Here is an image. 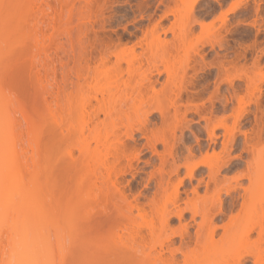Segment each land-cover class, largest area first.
<instances>
[{
    "label": "bare ground",
    "instance_id": "6f19581e",
    "mask_svg": "<svg viewBox=\"0 0 264 264\" xmlns=\"http://www.w3.org/2000/svg\"><path fill=\"white\" fill-rule=\"evenodd\" d=\"M47 1L0 0V264H264V0H153L93 66L81 35L99 0H56L73 59L56 107Z\"/></svg>",
    "mask_w": 264,
    "mask_h": 264
},
{
    "label": "rangeland",
    "instance_id": "374dc122",
    "mask_svg": "<svg viewBox=\"0 0 264 264\" xmlns=\"http://www.w3.org/2000/svg\"><path fill=\"white\" fill-rule=\"evenodd\" d=\"M57 2L56 0H49L48 4H50V7L45 11L49 14V22L45 16V18H41L40 20L43 21V19H45L48 23L46 24V21L44 20V24L46 25H44L42 21H40L39 24L41 26V30L43 31L44 40H46L49 36L52 37V42L49 40L45 41L47 51L41 57L43 60H45L46 67L42 68L41 75L44 82L48 85L45 97L53 107H56L57 105L61 85L67 79L68 71L73 67L72 55L66 54V52L63 51L64 49L61 48V45H58V38L54 37V30H52L53 28L51 29V22L55 23L52 21V19L55 17L58 18L59 16V14L58 16L56 15L58 13L57 11H60L58 7L59 2ZM155 5L156 3H154L153 0H99L97 3H95L91 8V21L85 23L81 35V46L83 47L84 51L83 64L87 63L90 66H93L95 65L98 55L103 53L106 49L113 48L119 44L128 43L129 41H134V35L136 34L134 26H137V23L141 25L147 23L145 18L140 19V12L143 10L153 11ZM40 14L42 15V13ZM53 15H55V17H53ZM51 17L53 18L51 19ZM263 17L264 16H262V18ZM54 20L56 23L58 22L56 18ZM263 21L264 18L262 22ZM47 26L49 28H47ZM249 28L250 27H245L244 29L246 30H243V33L248 31L246 33L248 35H245L251 38L253 30L252 28ZM51 33L53 35H50ZM258 36H261L258 38H262V33L258 34ZM91 54H95L96 57L91 58ZM261 59L264 60V53L262 54ZM230 152L232 157L231 162L237 163H231L228 168L229 170L225 172L227 177H231L235 170L240 168V166L243 164L242 159H239L236 155H234L239 153L235 147H232ZM142 153L143 154L140 155V160H143L150 155L149 151L146 149H143ZM241 156L244 157V153L241 154ZM140 163L141 162H139V164ZM139 174L140 173L135 172L134 178H131L129 173H125L122 177H120V181L122 182L121 186L125 189L129 200L138 197V191L144 187V185L140 183ZM192 181L194 182V180ZM146 188H149V186L145 187V189ZM140 202L143 203L142 200H140ZM143 205L145 207L147 206L144 203ZM184 216L188 217V213H185ZM233 216L234 215H230L228 217L226 216L222 223H226L229 220L234 221L232 218ZM247 216L248 210L242 212L239 215V219H244ZM218 220L219 219L217 218V221ZM253 221L255 220L253 219L252 221H249L248 226H251ZM177 224V218L175 216H171L169 219V226L174 228L177 226ZM173 238L176 240V235ZM250 239H256L255 232H251Z\"/></svg>",
    "mask_w": 264,
    "mask_h": 264
}]
</instances>
